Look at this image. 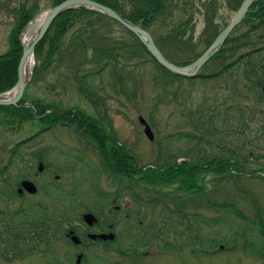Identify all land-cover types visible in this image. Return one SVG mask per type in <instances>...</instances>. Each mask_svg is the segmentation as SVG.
I'll use <instances>...</instances> for the list:
<instances>
[{
  "label": "rangeland",
  "instance_id": "1",
  "mask_svg": "<svg viewBox=\"0 0 264 264\" xmlns=\"http://www.w3.org/2000/svg\"><path fill=\"white\" fill-rule=\"evenodd\" d=\"M53 2L0 0V53L10 48V35L17 25V9L21 4L26 7L37 4L42 12ZM241 2L165 0L149 33L154 34L161 51L173 62L196 59L209 47L217 30L221 31L233 18ZM259 3L263 5L264 0L254 1L244 21L229 33L221 48L223 58L204 63L199 74L207 78L192 82L169 79L163 85L158 84L154 76L161 74L151 67L152 62L138 65L137 59L129 58L127 47V51H122V43L132 44L135 40L124 26L107 16L75 20L63 36L58 54L38 76H34V69L46 59L47 49L38 59L35 56L23 96L28 104L47 103L61 110L78 109L90 115L104 135L115 139V152L121 149L128 154L136 169L159 165V144L164 149V144L170 141L171 154H182L192 147L189 159L194 162L197 153L220 156L227 155L229 150L236 154L242 173H220L219 167L203 170L207 165L198 164L202 167L198 183L201 193L188 196L187 191L178 189L176 181L151 188L143 179L137 180V173L129 168L122 176L112 172L114 166L105 165L90 133L76 130L73 123L53 125L27 141L48 128V123L26 118L9 107L13 105H4L0 108V170L11 159L12 164L0 175V264H61L64 253L75 260L80 250L87 254L85 264H264V255L243 248L251 241L260 248L261 227L264 228V100L260 98L264 94V49L248 53L264 48V17L255 16ZM125 6L129 8L126 3ZM206 7L210 11L205 15ZM190 36L188 46L184 41ZM75 37L87 39L89 61L95 53L94 45L114 47L113 51L123 56L113 65L115 75L109 67H102L104 60L85 61L81 73L98 70L97 76L87 78L86 82L73 78L80 63L79 50L69 45ZM243 54L246 55L237 62ZM218 61L221 65L227 62L233 65L213 77L221 69ZM245 67L252 72L248 78ZM80 85L91 90L90 99L95 97V105L85 90L78 92ZM142 120L149 123L151 139ZM182 133H193L202 138V143ZM39 162L45 169L36 176ZM21 174L39 185L34 195L24 198L27 207L42 202L49 212L60 213L57 223L41 224L32 216H17L21 202L16 197L9 200L6 193L21 187L16 181ZM51 175V180L56 179V184L70 196L58 191L60 199H53L44 193L40 186L49 182ZM116 204L120 208L116 209ZM35 211L39 213L40 209ZM185 212L186 220L181 217ZM85 213L98 218L88 226L91 228L88 233L107 235L92 236L90 240V234H80L78 243L66 246L62 239H67L66 235H72L74 230H83ZM98 238L112 242H94ZM164 240L170 247L166 248ZM211 240L225 244H219L220 250L215 252L207 244ZM54 250L59 256L52 260L50 254L48 262L49 252Z\"/></svg>",
  "mask_w": 264,
  "mask_h": 264
},
{
  "label": "trees",
  "instance_id": "2",
  "mask_svg": "<svg viewBox=\"0 0 264 264\" xmlns=\"http://www.w3.org/2000/svg\"><path fill=\"white\" fill-rule=\"evenodd\" d=\"M61 1L63 0H55V2H53V5L51 7L61 3ZM95 1L103 5L109 6L110 8L119 12L123 17H125L132 23H136L140 25L142 28L146 29L148 32L150 30V25L155 21L157 14L164 8V5H165V0H95ZM130 1L132 3L131 5H129ZM125 3L128 4L129 8L125 6ZM263 5L259 3L257 8H255L257 9V11L255 12V16L264 17V6ZM207 11H210L208 7H206L204 11L205 15L207 14ZM17 12L19 13V18H18L17 25L14 27L10 35V48L8 49L7 52L0 53V93L6 92L10 90L11 88H13L19 79L18 68H19L21 57L23 55V44L20 39V35L22 33L23 28L29 23L31 19H33L38 13H40V10L37 7V4H34L32 7H26L25 4H21V6L17 9ZM93 15L96 18H100V17L107 18L105 15H102L98 12H94L89 9L79 7L76 9H70V10H66L62 12L53 21L46 35L38 43V45L35 48V56L37 57V59L40 57L44 49H47V54H46V59L42 62V64L34 69V76H38V73L40 72V70L43 67H45L47 64H49L54 59V57L58 54L59 50L61 49L62 38L66 34V32L69 30V27L74 23V21L75 20L80 21L81 19L83 20L89 19ZM210 18H212L211 15H210ZM126 31L133 37V40H135L133 41V43L132 42L131 43L133 45L138 46V48H140V51H137L134 48V46L130 43L128 44L122 43L121 45L122 51L123 52L127 51L125 49L127 47L128 53H130L129 58L137 59L138 65H142L140 63L152 62L151 67L154 70H157L158 73L161 74L160 77H158L157 75L154 76L155 81L158 84L163 85L164 83H167L168 81L166 80H169V79L170 81L186 80V81L192 82V80H195L197 78H202V79H204L205 77L207 78V76L201 75L199 73L196 76L191 77V78H187V77H183V76L171 73L170 71L165 69L162 65H160L156 61V59L148 52V50L140 42V40L134 33H132L131 31L127 29ZM151 34H152L153 40L155 41L156 45L160 48V45H159L160 43H158V41L154 37V34L153 33ZM72 39L73 40H71L69 45H72L73 48H77L79 50L78 52L80 53L78 54L79 56L78 60L80 61V63L77 66L76 72L73 73V78H75L76 80H81L83 82H86L87 78L94 77L95 75L97 76L98 70L97 71L87 70L85 73L83 74L81 73L80 71L82 68L81 64L83 62L85 63V61L86 62L89 61V59L87 58V54H86V50L88 48L87 39L85 40L84 38H81V37H75ZM190 40H191V36L187 38L184 42L188 43V46H189L191 43ZM94 46H95L94 47L95 53H94L93 58L89 62L99 63L100 61L104 60L102 67L103 68L109 67L110 73L112 75H115L114 74L115 68L113 65L115 64V61L118 58H123V56L117 52H114L113 51L114 47L111 48V47L99 46V45H94ZM221 48L210 58L208 62L216 58H220V59L223 58V56H221L222 54ZM262 49L264 48L262 47L255 48L252 51H249L248 53L249 54L251 53L253 54V52L257 53ZM219 52H220V55H219ZM72 53L73 55H75L74 52ZM244 55L246 54L239 56V58L236 59V61L239 62L244 57ZM194 59L195 58L188 59L180 63L176 62V64L186 65ZM218 64H220L221 66L220 72L214 73L213 77L218 75L219 73L226 71L230 66L233 65V64H230L229 62L221 65L222 63H220V61H218ZM242 64H244V62H242ZM244 72H245L244 74L246 75V78H248L250 73H252L247 67L244 68ZM164 78H165V81L162 80ZM254 83L255 85H259L257 81H255ZM85 87L86 88L80 85L78 88V92L84 93V90H85V92H87L89 95L88 96L89 100L91 101L92 100V98L90 99L91 90H89L87 86ZM26 91L27 89L25 90V92ZM260 98L264 100V94L260 95ZM96 101L97 100L95 99V97H93V100L91 103L95 105ZM9 107L13 108L17 114H20L22 116L24 115V117L26 118L31 117L34 119H38L40 121H44L45 123L46 122L48 123L47 124L49 125L48 128H44V130H40V132L28 138L27 141L34 139L35 137L40 135L43 131L51 129L53 125H56V124L58 125L60 123H66V124L73 123L76 127L77 126L76 123L79 122L81 130L82 129L83 131L87 130V132L90 133V136L92 137V139H94L93 141L96 144L97 148L99 149L103 157L102 159L105 165L108 167L114 166V167H111L112 172H115L116 175L119 174L122 176L124 175V170L128 171L127 168H129L131 169L132 172L135 171L134 173H137L138 175L137 180L143 179L144 180L143 182H145L146 185H151V188H154L155 186L156 188H159V186H162V184H165V185L166 183L171 184L174 181H176L179 184L178 189L187 191L188 194L186 193L184 194L188 196H191V195L194 196L198 193H201L202 188L198 183L200 182L199 175L201 174L200 172L202 171V167H199V165H195L197 163L201 165L206 164L207 166L205 167L204 170H208V171H212L215 168L217 169L219 167L220 173H227L228 175L242 173V167L239 165V160L236 158V154L233 152H229V150H226L227 155L223 154L220 156L219 155L210 156V155L199 154L196 152L197 155H195L194 158L197 160L196 162H194V160L189 159L190 158L189 156H192L191 155L192 150H193L192 147L191 149L187 150V152H184L182 154L175 155L176 152H174V154H171L170 149H169L170 141L164 144V149H163V144L161 143L159 144L160 146L159 150H161L159 151V155H158V160L160 162L159 165H156L155 168L148 167L145 170H143L142 168L136 169L135 166L131 165L130 156H128V154L126 155L121 149L115 152L116 147H117L115 139H109L108 136L104 135L100 127H97L96 124L93 121H91L92 118L90 117V115L85 114L84 112H81L78 109L77 110L76 109L61 110L60 109L61 107L59 106H54V105H50L47 103H41V102H35L29 105L27 100L24 97L21 99V101L17 105H13ZM0 108H3V107L0 106ZM182 135H185V137L189 138L190 140L197 138L198 140L197 143H202V138L196 136L193 133H182ZM180 155H183V160L178 162V159H180L179 157H181ZM186 156L188 157L185 158ZM170 157H172L173 159H170ZM110 158L112 159V161L110 160ZM198 159H200V161ZM39 161L42 162L43 158H40ZM41 162H39V164ZM9 164H12V159L10 160ZM7 166L3 170H0V175L1 174L3 175V173L7 171ZM210 166H212V168L214 169H211ZM207 167L208 169H206ZM24 177H26V175L21 174L18 180H16L19 186H20L21 178H24ZM51 177L52 175L50 176V181L44 184L43 186H40V188L49 197L53 199H60L58 197L59 195L58 191H61L60 195H62L63 193L65 194L67 193L61 189V186H59L60 184L59 185L56 184V179L51 180ZM128 177L131 180L132 174H129ZM6 196H8L9 200H13L16 197L21 202L22 209L16 212L17 216H21V214L23 215L22 217L32 216L35 219L40 220L41 224L57 223V221L59 220L60 213L58 214L54 212L53 213L49 212L48 210L49 207L47 205H43L42 202H40V204L32 203L33 208L27 207L26 203L24 202L25 200L24 198L29 195L25 192L24 194H21L18 190V186L9 190V193H6ZM136 196L137 195H135V197ZM155 200L156 199H154V201ZM36 209H40V212L36 213L35 211ZM235 213L241 218H245V216L240 211L235 210ZM181 217H185V220H186V218L188 217V213L185 212L183 215H181ZM66 237L68 238L67 239L63 238L62 243L65 244L66 246H70V244H72L70 235L69 236L66 235ZM261 238L262 239L260 241V248H258L253 241H251L248 245L243 246V248L250 253H255L261 256L264 255V228L262 227H261ZM49 240H51V238ZM96 241L97 242L105 241V243L108 242L109 244L112 242L111 240H102L100 238L96 239ZM52 242H54V239L52 240ZM164 243L167 244L165 240H164ZM207 244L209 247L213 248L214 251L216 252L220 250L218 248V245L225 244V243L223 241L214 242L213 240H211ZM168 247H170V245H168L166 248ZM30 251L32 252L33 249L32 250L30 249ZM50 254L52 255L51 256L52 260H54L57 256H59L57 251L55 250L52 252L50 251L48 262H51ZM64 257L66 258L63 259ZM60 260H63L61 261V264H65L66 260L68 264H74V263L77 264L76 258L74 260L72 256L68 257V255H66L65 253L63 257L60 258ZM81 261L82 262L80 264H85V262L87 263L88 262L87 255L84 256Z\"/></svg>",
  "mask_w": 264,
  "mask_h": 264
},
{
  "label": "water",
  "instance_id": "3",
  "mask_svg": "<svg viewBox=\"0 0 264 264\" xmlns=\"http://www.w3.org/2000/svg\"><path fill=\"white\" fill-rule=\"evenodd\" d=\"M256 0H242L238 10L236 11L233 18L227 23V25L217 34L215 39L212 41V43L209 45V47L201 53L198 58H196L193 62L186 64V65H177L170 60L166 58V56L161 52V50L156 46L152 36L150 33L142 28L140 25L136 23H132L125 17H123L119 12L115 11L114 9L110 8L109 6L103 5L95 0H63L61 3L50 7L46 9L45 11H42L38 13L33 19L29 21V23L23 28L22 33L20 35V39L23 44V55L21 57L19 68H18V75L19 79L17 84L8 92L0 93V106L4 105H17L18 102L21 101L23 98V95L25 93V90L29 84L30 77L26 78L24 76V68L25 63L28 59V57L32 54L35 57V48L38 45V43L44 38L46 33L48 32L50 26L52 25L53 21L64 11L70 10V9H76L79 7H83L86 9H89L94 12H98L102 15H105L118 23H120L122 26H124L127 30L134 33L140 42L145 46V48L148 50V52L156 59V61L162 65L165 69L170 71L173 74H177L184 77H193L197 75L200 68L204 65L205 62H207L222 46L224 43L226 37L231 32V30L236 26L238 23H240L243 18L245 17L246 13L249 10L250 5ZM47 12L44 20L42 21V24L40 28L35 32V35L27 42L24 43L23 39L25 34L28 32V29L30 28L31 24L43 13ZM33 72V71H32ZM31 72V74H32ZM264 89V85H263ZM15 91V94L8 98L5 97L10 92ZM142 123L145 124V132L146 134L152 138V132L150 128L148 127V124L143 120ZM149 128V130H148ZM44 165L41 163L39 165V170H43ZM23 189L28 191L29 193L35 194L38 191V187L35 182L31 180H24L22 181V189L20 190V193L23 192ZM83 220L88 225H91L97 221L96 216H94L92 213H85L83 214ZM107 234H98L93 235L90 234V237L92 236H99L104 237ZM110 237H113V234L110 235ZM71 239L74 243L79 242V238L76 235H72ZM81 258V255H79L76 259V263H79Z\"/></svg>",
  "mask_w": 264,
  "mask_h": 264
},
{
  "label": "bare ground",
  "instance_id": "4",
  "mask_svg": "<svg viewBox=\"0 0 264 264\" xmlns=\"http://www.w3.org/2000/svg\"><path fill=\"white\" fill-rule=\"evenodd\" d=\"M47 12L43 13L41 16H39L30 26V28L28 29V32L25 34L24 36V40L25 42L27 43L34 35H35V32L40 28L41 24H42V21L44 20L45 16H46ZM244 20V19H243ZM242 20V21H243ZM225 44V43H224ZM34 55H30L25 63V68H24V76L26 78H29L30 75H31V72L33 70V67H34V62H35V59H34ZM15 94V91H12L10 92L8 95H6L5 97H12L13 95ZM210 139V138H209ZM155 143V142H154ZM195 165H198L195 164ZM206 167V166H205ZM205 169V168H204ZM203 169V170H204ZM208 169V167L206 168ZM211 169H214V168H211ZM196 172V170H195ZM204 173V172H203Z\"/></svg>",
  "mask_w": 264,
  "mask_h": 264
},
{
  "label": "flooded vegetation",
  "instance_id": "5",
  "mask_svg": "<svg viewBox=\"0 0 264 264\" xmlns=\"http://www.w3.org/2000/svg\"><path fill=\"white\" fill-rule=\"evenodd\" d=\"M217 31H218V33H219L220 30H217ZM216 35H217V34H216ZM216 35H215V36H216ZM215 36H214V38H215ZM214 38H213V39H214ZM213 39H212V41H213ZM78 121H79V120H78ZM76 125H77V126L75 127V129H77V130H81V128H80V123L77 122ZM42 173H43V171H42ZM37 175H40V173L38 172V173L36 174V176H37ZM24 178H28V179H30L28 176H26V177H24ZM24 178H21L20 183H21V181H22ZM57 178H58V177H57ZM31 180H32V179H31ZM36 183H37V182H36ZM37 185H38V183H37ZM38 186H39V185H38ZM18 189H19V187H18ZM23 194H24V193H23ZM27 194H28V193H27ZM28 195H29V194H28ZM122 203H123V202H122ZM128 203H129V202H128V200H127V202L125 203V206H127ZM117 207L120 208V204H116V205H115V208L117 209ZM85 226H86V227H85ZM85 226H84V228H83L82 231L74 230L75 232H74L73 234H76V233H77L76 235H78V236H80V234H81V235H85V236H87V233H88V231H89L91 228L89 229V228H88V225H85ZM95 233H98V232H95ZM88 234H90V233H88ZM70 236H71V235H70ZM82 237H84V236H82ZM89 239H90V237H89ZM90 240H92V239H90ZM94 242H97V241H94ZM101 242H102V241H101ZM72 244H74V243L72 242ZM86 244H87V243H86ZM79 255H81V257L83 258V257L86 256L87 254L85 253V251L80 250L79 253L76 255V258H77Z\"/></svg>",
  "mask_w": 264,
  "mask_h": 264
}]
</instances>
